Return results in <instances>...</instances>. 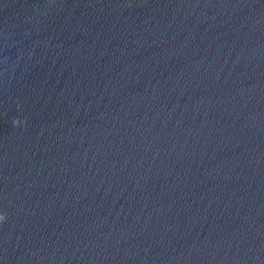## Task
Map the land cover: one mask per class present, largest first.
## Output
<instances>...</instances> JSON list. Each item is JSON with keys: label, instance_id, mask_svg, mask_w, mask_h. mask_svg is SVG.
Returning a JSON list of instances; mask_svg holds the SVG:
<instances>
[{"label": "water", "instance_id": "water-1", "mask_svg": "<svg viewBox=\"0 0 264 264\" xmlns=\"http://www.w3.org/2000/svg\"><path fill=\"white\" fill-rule=\"evenodd\" d=\"M0 214V264H264V0H0Z\"/></svg>", "mask_w": 264, "mask_h": 264}, {"label": "clouds", "instance_id": "clouds-1", "mask_svg": "<svg viewBox=\"0 0 264 264\" xmlns=\"http://www.w3.org/2000/svg\"><path fill=\"white\" fill-rule=\"evenodd\" d=\"M25 121L22 119H13L12 124L15 127L22 125ZM6 220V215L0 214V223H3Z\"/></svg>", "mask_w": 264, "mask_h": 264}]
</instances>
